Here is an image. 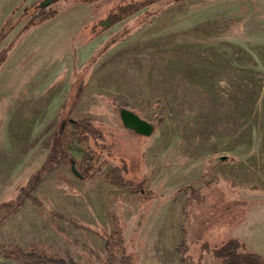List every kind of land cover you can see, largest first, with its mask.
I'll return each mask as SVG.
<instances>
[{"label": "rangeland", "instance_id": "1", "mask_svg": "<svg viewBox=\"0 0 264 264\" xmlns=\"http://www.w3.org/2000/svg\"><path fill=\"white\" fill-rule=\"evenodd\" d=\"M24 1L0 0V28ZM39 1L26 0L15 18ZM111 5L55 3L58 17L16 38L27 17L8 37L15 47L0 67V204L22 194L63 120L65 129L70 119L83 118L123 127L122 106L115 112L102 98H115L156 125L150 138L126 131L121 139L127 159L136 150L147 189L162 198L142 211L140 196L129 189L99 176L86 182L72 166H58L36 191L42 206L27 201L5 222L0 211V244L106 264L104 238L49 212L108 231L116 213L128 226L126 240L138 236L131 251L139 264H182L185 230L189 243L215 248L238 239L264 259V0H161L105 28ZM101 49L71 111L82 82L77 75ZM68 146L79 162L88 154L86 144ZM221 156L229 159L215 164ZM199 250L191 247L193 260ZM202 264H215L212 255Z\"/></svg>", "mask_w": 264, "mask_h": 264}, {"label": "trees", "instance_id": "2", "mask_svg": "<svg viewBox=\"0 0 264 264\" xmlns=\"http://www.w3.org/2000/svg\"><path fill=\"white\" fill-rule=\"evenodd\" d=\"M110 1H112V5L109 16L112 18L113 23L116 24L123 18L131 17L161 0ZM185 1L186 0H171V2L176 3H183ZM62 2H65L66 6L70 7L74 4L87 5L92 3L93 0H58L56 3L58 4ZM25 5L26 0L16 9L15 12H13L12 16L8 18L0 28V67L8 58L11 50L15 47V40L6 44L8 37L25 19H27V17H30L29 20L19 30L16 38L20 37L25 32L30 31L34 27L55 19L62 12V10H53L50 6L42 11L32 13L29 16V12L36 5L33 4L30 7H25L23 13L18 18H15L16 13ZM150 14L151 11L148 10L141 15L139 19L145 20ZM103 53L102 49L99 50V52L91 59L90 63L85 65L81 75H77V81L80 80L82 82L79 85V89L72 102L71 111H74L78 107L82 99L86 87V75L95 65L100 54ZM102 100L105 101L107 105L111 106L115 112L118 107L125 106L115 98H102ZM65 109L66 106H63L60 116L63 115ZM131 109L141 115L139 110L134 108ZM69 118H71V116H69ZM69 126H72V132L69 131ZM126 131L128 130L124 129V127L118 129L93 118L70 119L65 131L61 133L58 129L54 133L50 151L45 162L39 170L28 177L27 187L22 189V194L15 200L6 201L0 204V211H4V217L1 221L5 222L15 215L27 201L42 206L41 202L35 195L39 185L56 170V167H71L73 163L76 165L82 180L86 182H94L99 176L111 187L129 189L133 194L140 196V209L143 211L146 208V211H148L149 204L162 197L158 192L147 189L148 176L139 157L134 154L136 150L133 154L129 155L130 159H127L126 155H124L122 151L124 141L121 137L126 135ZM128 133L137 136L135 132L129 131ZM72 140L88 146V154L84 156L81 162L73 157L70 152L68 144ZM135 159L140 162L137 167L135 162H133ZM233 161L235 160L233 159ZM66 180L69 183V180ZM200 197L203 196L200 194ZM49 213L54 219L66 220L77 227L87 229L104 238L106 242L104 247L106 264H139L137 253L131 251L135 248L136 242L139 240L138 236L135 235V237H132L130 240H126L128 226L122 215L116 213L112 215V228L108 231L107 229L91 228L77 222L76 220L62 216L55 211H50ZM185 231L183 240L178 246V252L180 253L182 264H202L205 255H212L215 264H264V259L261 256L246 251L245 244L238 239L228 240L222 246L213 248L209 243L200 242V240L196 243H189L187 232ZM196 244L200 247V255L196 260H193L189 255V252L191 247ZM0 259L5 262L4 264H77L63 259L43 257L33 252H25L18 247L4 246L2 244H0Z\"/></svg>", "mask_w": 264, "mask_h": 264}, {"label": "water", "instance_id": "3", "mask_svg": "<svg viewBox=\"0 0 264 264\" xmlns=\"http://www.w3.org/2000/svg\"><path fill=\"white\" fill-rule=\"evenodd\" d=\"M58 0H41L39 1L34 8H32V10L29 12V16L32 13H35L37 11H42L48 7H50L51 5L55 4ZM113 24L112 19L108 18L103 22V26L105 28L110 27ZM125 34H122L121 36H119V38H122ZM119 38H116L112 41V43H115ZM118 113H119V117L121 120V123L124 127V129L128 130V131H132L135 132L137 135L141 136V137H145V138H150L154 135V133L156 132V125L151 122L146 120L145 118H143L141 115H139L138 113H136L134 110L128 108V107H120L118 109ZM162 119H158V122H161ZM67 124L66 120H63L60 124V132L62 133L65 129V126ZM229 157L228 156H221L215 159V164L218 163H222L226 160H228ZM72 172L79 178H81L80 173L76 167V165L73 163L72 164Z\"/></svg>", "mask_w": 264, "mask_h": 264}, {"label": "flooded vegetation", "instance_id": "4", "mask_svg": "<svg viewBox=\"0 0 264 264\" xmlns=\"http://www.w3.org/2000/svg\"><path fill=\"white\" fill-rule=\"evenodd\" d=\"M97 25H95V28L93 29V31L96 29Z\"/></svg>", "mask_w": 264, "mask_h": 264}]
</instances>
